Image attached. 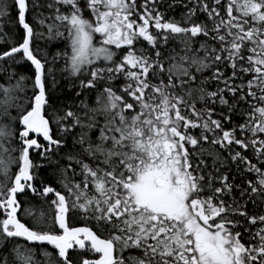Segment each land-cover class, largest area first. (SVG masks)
<instances>
[{
    "label": "snow or ice",
    "instance_id": "6c2138e0",
    "mask_svg": "<svg viewBox=\"0 0 264 264\" xmlns=\"http://www.w3.org/2000/svg\"><path fill=\"white\" fill-rule=\"evenodd\" d=\"M0 81V264H264V0H0Z\"/></svg>",
    "mask_w": 264,
    "mask_h": 264
},
{
    "label": "trees",
    "instance_id": "16d2710c",
    "mask_svg": "<svg viewBox=\"0 0 264 264\" xmlns=\"http://www.w3.org/2000/svg\"><path fill=\"white\" fill-rule=\"evenodd\" d=\"M181 8L177 7L175 10V13L169 12L168 15H175L177 18H179V14L181 12ZM7 30V29H5ZM38 49L40 50L39 54L41 56H44L45 54L47 55L48 59H51L52 56L57 52V51H63L65 49V42L61 40H53V41H46V40H39L38 41ZM63 60L61 59L60 61L57 62L58 67H63ZM2 82V81H0ZM210 87H214V85H211ZM92 100H95V97H92ZM101 122H103L101 120ZM18 147V145H17ZM32 158L34 162L41 164V163H46L45 161H42L41 158L36 155L35 152L32 153ZM50 175V169L48 167H44L38 170V176H37V185L39 186L40 181L48 182V178ZM68 176L71 178L72 173L71 171L68 172ZM237 183H239V180H237ZM251 207V205H249ZM71 226H77V225H86V222L83 219H78L74 221H70ZM258 227V226H257ZM239 230V229H238ZM245 239H247V236H245ZM72 251V250H70Z\"/></svg>",
    "mask_w": 264,
    "mask_h": 264
},
{
    "label": "flooded vegetation",
    "instance_id": "af4514ba",
    "mask_svg": "<svg viewBox=\"0 0 264 264\" xmlns=\"http://www.w3.org/2000/svg\"><path fill=\"white\" fill-rule=\"evenodd\" d=\"M77 226H84V225H77ZM125 255L127 256V255H136V253H129V252H125Z\"/></svg>",
    "mask_w": 264,
    "mask_h": 264
},
{
    "label": "water",
    "instance_id": "95a60500",
    "mask_svg": "<svg viewBox=\"0 0 264 264\" xmlns=\"http://www.w3.org/2000/svg\"><path fill=\"white\" fill-rule=\"evenodd\" d=\"M33 135H35V134H33ZM41 140H42V138H41Z\"/></svg>",
    "mask_w": 264,
    "mask_h": 264
},
{
    "label": "rangeland",
    "instance_id": "374dc122",
    "mask_svg": "<svg viewBox=\"0 0 264 264\" xmlns=\"http://www.w3.org/2000/svg\"><path fill=\"white\" fill-rule=\"evenodd\" d=\"M97 39H98V37H97Z\"/></svg>",
    "mask_w": 264,
    "mask_h": 264
}]
</instances>
